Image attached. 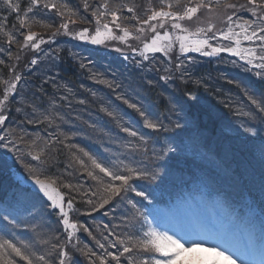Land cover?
I'll return each instance as SVG.
<instances>
[{"label":"trees","instance_id":"1","mask_svg":"<svg viewBox=\"0 0 264 264\" xmlns=\"http://www.w3.org/2000/svg\"><path fill=\"white\" fill-rule=\"evenodd\" d=\"M22 3L28 5L29 0H22ZM58 3L60 4L61 0ZM44 12H55V9H47ZM13 16L14 14H11L6 25L7 31L14 33L19 25L16 23L13 27ZM66 35L74 37L73 34ZM3 45L4 43L0 47ZM84 47H81L84 52L74 47L61 50L59 59L62 60L58 65L52 64L53 60L50 63V60L43 59L41 60L43 67L32 68L28 74L31 80L27 82L32 87L34 97L23 100L22 104L24 108L29 109L25 113L27 118L35 116L33 121L36 123L35 129L46 133L53 132L51 151L53 159L51 155L47 164L55 166L53 169L50 168L52 173L59 169L63 174L72 175L75 181L72 187L65 186L62 180L60 182L57 180V185L61 192L65 193V202L68 199L73 200L74 210L91 230L97 225H100V228L104 227V224L109 228L105 206L92 211L93 205L87 203V200L91 199L93 204H97L106 194L103 192V186L88 176L80 164V159L84 157L81 149L123 167L132 163L129 161L130 158L126 157V150L130 149L132 144L136 143L140 149H144L147 142L153 144L155 137L165 135L168 140L171 139L169 145L185 141L197 143L198 152L187 146L184 153L198 154L195 159H200L203 164L213 165L212 159L219 158L240 163L246 156L258 161L256 157L260 155L264 144H255L258 140H264V124H261L258 118L252 119L244 115L250 110L249 102L235 85L228 84L227 81L237 79L242 84L252 85L259 90H264V82L250 79L249 73L243 74L233 70L226 55L212 60L194 54L184 57L174 54L172 60L160 56L156 60L157 65L137 61L135 64L123 65L118 53L110 55L113 53ZM120 48L126 49L122 52V57L126 61L124 56L129 53L131 46L124 45ZM10 52H15V59L20 54L16 53L14 44L10 45L8 53ZM3 54L0 53V60L4 58ZM181 61L183 65L178 67ZM29 62L30 60L22 66H13L11 62L7 66L5 59L0 64V76L7 81L11 80L27 71L31 64ZM50 71L54 78L48 77ZM184 72L188 75H183ZM164 76H168L169 79H162ZM109 83L112 84L111 88ZM2 92L0 84V94ZM25 93L27 94V89ZM125 100L129 103H138L152 114L150 117L152 119L158 116L165 127L157 130L147 128L143 118L129 107ZM225 104L229 106L225 107ZM109 112L113 115L110 116ZM46 116L52 117V120L45 119ZM176 123L181 127H174ZM124 127H131L139 136H130L123 131ZM246 128H252L253 131H245ZM141 136L143 140H140ZM85 157L83 160L90 168V161L87 156ZM160 158V156L154 158V165L157 168ZM169 162L164 158L166 169L171 168L168 167ZM137 163L138 168L150 172L146 159L138 158ZM182 163L184 162L181 161ZM140 180L134 179L131 184L140 186ZM116 197L109 201L111 206ZM121 229L123 230L122 227ZM117 233L119 234L115 235H120L121 232ZM112 235L114 236L113 233ZM57 244L66 245L70 255L73 254L69 264L84 263L82 253L76 250L81 248L80 245H68L62 231L58 234ZM73 245L76 248H73ZM52 264L58 262L55 260Z\"/></svg>","mask_w":264,"mask_h":264},{"label":"snow or ice","instance_id":"2","mask_svg":"<svg viewBox=\"0 0 264 264\" xmlns=\"http://www.w3.org/2000/svg\"><path fill=\"white\" fill-rule=\"evenodd\" d=\"M181 3L182 0H160L161 6L158 9L156 7H150L147 10L150 14H146V18L142 19L136 15V9L132 6L118 5L110 9L108 0H101L96 10L92 12V16L95 17L97 24L95 33H90L89 28L84 27L78 32H75L74 35L80 41H90L94 45H103L107 40L115 39L128 43L130 37L141 39L145 36V33L150 32L152 33L151 37L142 40L143 50L140 52V55L144 60L148 59L147 53L163 52L165 55H168L176 42H179V50L181 53L191 51L203 52L206 56H214L222 52L232 53L236 57H239L241 61L245 62L243 65H240L244 71L253 72L255 77L259 78L261 82H264V17H258L254 20H234L233 16L235 12H233L232 15L226 16V29H221L217 32L215 23L209 22L206 27H197L195 31H191L181 22L192 20L201 9H206L209 12L214 11L212 8V0H207V2L205 0H199L194 5L192 0H188V4L182 10L174 11V8H180ZM216 3L219 4V0H216ZM248 4L251 5L249 10L253 14H255L257 7L264 9V0H259V4L258 0H248ZM3 5L9 10L10 14L15 15L20 27L27 29L21 47L31 45L35 49H39L40 44L44 41L36 32L31 31V24L27 22L29 14L31 13L35 16L37 13H34L33 9L35 8L38 12L40 7H43L45 9H56V14L64 17L65 12L62 9L67 7L66 5H58L53 0H29L28 7L24 11L23 17H21L20 0H3ZM83 6L85 9L89 8L88 0H84ZM124 7L132 14L131 19L136 21L134 26L135 31L120 22L121 15H118V13ZM225 7L234 10L237 4L227 3ZM239 7L243 9L246 5L241 4ZM107 17L111 18V26L110 23L103 22ZM7 19V17L2 18L3 21H7ZM124 19H128V17ZM70 23H75V21L64 19L53 35L61 31L72 35L73 33L69 32ZM46 27L52 28V24H47ZM168 28H171L173 31L167 30ZM113 29H118L122 34L117 36ZM236 29H239V31ZM0 32L5 33L10 44L16 42V36L12 32L7 31L6 23L0 22ZM209 33H212V35L209 36ZM218 37L234 43L229 46H224L219 43ZM37 40L39 42H36ZM210 40H217V43H210ZM242 41L248 42L249 46L242 47ZM136 50L133 48V51ZM2 63L3 61L0 60V64ZM31 63L36 64L37 61L32 60ZM231 63L236 62L231 61ZM182 65L183 61H181V65L178 67H182ZM81 66L83 67L84 65L82 64ZM183 75H188V73L184 72ZM20 79L21 77L18 75L8 81L0 78V84L5 86L3 99H0V125H4L7 120V116L3 114V110L7 103L10 102V96L16 92L17 82ZM162 79L167 80L169 77L164 76ZM181 79H183V76ZM225 79L227 78L225 77ZM101 82L108 83L107 81ZM227 82L228 84L235 85L242 92L243 96L247 98L250 110L244 113V115L252 119L258 118L261 124H264V90H259L252 85L242 84L237 79H231ZM197 83H202V81H197ZM109 87H112L111 83H109ZM188 95L190 96L191 94L189 93ZM120 98L123 99V96ZM124 102L129 104V107L134 109L143 118L147 128L157 130L165 127L160 122L158 116L155 119L150 118L152 114L139 106L138 103H129L128 100ZM228 106V104H225V107ZM105 110L107 111V109ZM108 114L110 116L113 115L112 112ZM45 119L51 121L52 117L46 116ZM28 123H33V121L29 120ZM174 127L180 128L181 125L176 123ZM165 130L167 129L165 128ZM123 131L132 137L139 136V133L131 127H124ZM245 131L251 132L253 129L246 128ZM9 134L13 136V139H8L7 136H0V148L9 149L14 153H18L19 149L15 146V140L23 142V137L16 136L12 132ZM140 140H143L142 136ZM170 150L175 151L174 148ZM81 152L84 156L88 157L91 167L89 168V165L83 159H80V164L87 171L88 176L103 186V192L106 194L101 197L97 204H93L91 199L87 200L88 204L93 205L92 211H96L97 208H104L113 197L119 196L122 191H135L131 184V181L134 179H157L156 173L141 168L129 167L128 165L120 167L112 164L109 160H104L85 152L83 149H81ZM32 156L35 161L41 160L39 153H32ZM15 159L23 165L28 173V176L24 178V184L26 185L31 181L32 190L37 194H42V197L46 198V202H50V207L58 209L62 217V224L67 232V244H71L73 238L81 229L95 240L96 237L92 235L87 225L80 224L71 219L70 211L74 209L73 200H67L66 210L65 193L61 192L60 188L55 186V180L48 178L43 173L37 172L34 165L25 164L24 159L20 155H16ZM67 187H71V185H67ZM136 194L144 200L149 199V194L145 191H138ZM92 195H96V193H92ZM130 203L132 204V215L126 217V219L132 222V226L139 235L135 237L128 236L127 241L120 235H116V241L123 246L122 252L119 249H117V252L108 251L106 255L93 259V257H96V253L91 248L85 246L86 251L84 248H76L75 245H73V248H76L77 251L87 256L91 264H97V260L99 264H108L106 257H111L116 264H120L121 257L125 254H128L129 261L133 260L134 255L138 257L134 261V264H220L219 258H223L229 264H235L237 258L241 260V264H250L248 260L243 258L240 252L234 251L227 244L217 243L210 248H206L205 245L208 243L206 240L192 238L191 234H185L171 229L163 230L158 226V209H150L151 214H149V212H145L141 207L137 206L136 202L133 201ZM18 211V208L14 206H4L0 208V219L6 221L7 225L18 227ZM129 241L131 242V246H129ZM97 245L101 249L104 248V244L99 241H97ZM111 246L117 248V243L113 242ZM51 247L58 249L56 256L52 259H55L58 264H66V261L70 259V252L67 250L66 245L53 244ZM198 250L209 251L214 256L201 257L195 255ZM48 256L49 254L45 253L44 255L36 257L35 253L31 252L29 245L21 244L18 247L11 239H4L0 236V264H17L16 258H19L20 264H34V261L35 264H52V259L47 258Z\"/></svg>","mask_w":264,"mask_h":264},{"label":"rangeland","instance_id":"3","mask_svg":"<svg viewBox=\"0 0 264 264\" xmlns=\"http://www.w3.org/2000/svg\"><path fill=\"white\" fill-rule=\"evenodd\" d=\"M59 1L60 0H53V2H55V3L59 2ZM240 1L241 0H219V4H217L216 0H212V8L214 9V11H212L210 14H208V11L206 9H201L200 12H198L197 15L195 17H193L192 20H185V21H182L181 23L184 24L185 27H188L191 31H195L197 27H206L209 22H212V23H215L216 31L218 32L221 29H226V24H227L226 16L232 15L233 12H235V15L233 16L234 20H237V19L254 20V19H257L258 17H262V16L264 17V9L257 7L255 14H253V12L249 10L251 5L244 2L243 4L246 5V7L242 9L239 7V5H241V4H239ZM83 2H84V0H61V3L60 4L58 3V4L67 6L66 8L62 9L65 12L64 17H60L59 15H57L56 9H55V12H47V13L44 12L46 9L43 7L40 8L39 12H35L36 10L34 9L35 11L33 10V12L37 13V14L35 16L31 15L28 18L27 22L29 24H31V31L36 32L40 37H42L44 42L40 44L39 49L32 48L31 45H29L28 47H21V45L23 44L24 35H26V33H27V29L21 28L19 25V27H18L19 31H17V33L14 34L16 36V42L14 43V45L16 46V53H20V54L16 57V59L14 58L15 52L14 53L10 52L11 55H9V53H8V55L6 57L4 56L5 58H7V60H6L7 66L11 62H12L11 65H13V66H22L25 62L28 63L29 60H35V59L40 58V57L42 59V57H44L43 54H45V52L51 53V55H48V54L45 55V56H49V57L52 56V58L50 57V63H51V60H53V61H55L53 64L58 65V63L61 62V60H62V59H59L60 58L59 52L61 50H63V48L69 49V48L74 47L75 49H81L82 51H85L83 48H81L79 46L80 44L85 45L87 47H91L92 43L90 41H81V42L77 41V40H75L77 38L76 36L71 39V37H66L67 35L63 31L59 32L58 34H56L52 37V34L56 31V29L59 27V25L62 23V21L64 19H71V20L75 21V23L69 24V32L73 33V35L75 32H78L79 30H81L84 27L89 28L90 33H92V34L95 33V29L97 27V24L95 22V17L92 16V12L94 10H96L97 6L101 3V0H88L89 8H87V9L84 8ZM196 2H199V0H192L193 5ZM205 2H207V0H205ZM108 3H109L110 9L113 7H116L118 5L132 6L136 9V15L140 16L142 19L146 18V14H150L147 12V10L150 7H156L158 9L161 6L160 0H108ZM227 3L237 4V7L234 10L227 8V7H225V5ZM187 4H188V0H182L180 8H174L173 10L174 11L182 10L183 7ZM20 6H21V14L20 15H21V17H23L24 11L27 9L28 5H23L22 0H20ZM22 6H23V9H22ZM118 15H121V21L120 22L124 26L129 27L133 31H135L134 26L136 24V21L131 19L132 14L127 11L126 7L122 8L120 10V12L118 13ZM10 16H11V14H10L9 10H7L3 5V0H0V22H5L2 20L3 17H7L8 18L7 20H9ZM13 17L15 18V15ZM125 17H128V19H124ZM13 19H12V22L15 23L16 18L14 20ZM110 20H111V18L107 17L103 20V22L110 23ZM47 24H52V28L46 27ZM110 26H111V23H110ZM113 30L117 36L122 34L118 29H113ZM167 30L173 31L171 28H168ZM236 30L239 31V29H236ZM161 31H163V30H161ZM19 33H20V35H19ZM151 35H152V33L148 32V33H145V36L142 37L141 39H135V38L130 37L128 43H124L123 41H121L119 39H115V40H112V43L110 45H112L114 47H119V48L123 47L124 45L131 46V50L129 49L130 51L128 53V56H126V61H125V59L120 57V59L123 62V65H129L131 63L135 64L136 61H137V63L152 62V64L157 65L156 60L160 58V56H157V55H160V54H158L159 52L147 53V55H148L147 60H144L143 57L140 55V52L143 50L142 40L145 38H150ZM54 38L58 39V41L55 42L54 44H52L51 41ZM218 40H219V43L223 44L224 46H229L230 44L234 43V42L223 40L222 38H219V37H218ZM63 41H65V42H63ZM109 41L110 40H107L105 43H107ZM36 42H39V40H37ZM210 43L216 44L217 40H210ZM241 46L247 47V46H249V44H248V42L242 41ZM84 48H86V47H84ZM133 48H135L137 50L133 51ZM20 50H22V51L20 52ZM208 50L210 51V49H208ZM3 51L6 52L7 50L3 49ZM192 52H194V51H192ZM160 53L162 55H164L165 57L171 56L172 59H173L174 54H185V53L180 52L179 42H176L175 46L168 53V55H165L163 52H160ZM187 53H189V52H187ZM199 53H203V52H199ZM223 53L228 54L232 58L235 57V58L239 59V57H236L232 53H227V52H223ZM114 54H116V53H113L110 55H114ZM78 57H80V56H78ZM236 61L242 65L245 63L244 61H241L240 59L236 60ZM125 62H127V64ZM3 64L6 65L5 62ZM36 65L38 66L39 64L36 63ZM251 75L254 77L253 74H251ZM2 87H5V86L3 85ZM3 114H5V109L3 110ZM0 136H5V135H0ZM34 140L37 143V145L45 144L47 141V140H41L39 138V136H36L34 138ZM21 145H22V147L25 146L24 143ZM33 147L36 148V145H33ZM10 148H11V145H10ZM0 153H10L9 155L11 156L14 152L10 151L9 149L0 148ZM32 153H40L41 160L35 161L33 159ZM16 155H20L23 158V156L20 154V152L15 153V156ZM48 157H50V151L48 154L47 147L45 145H42L39 152L38 151H32L29 153L28 157L23 158V159H24L25 164L34 165L36 167L37 172L43 173V170H44L46 174H44V173L43 174L45 176L47 175V177L55 180V182H56L55 186H57V183L60 182V180H62V183L65 186L71 185V187H72V185L75 184V181H74L72 175L63 174L61 171H59V169L55 170V172L52 173L50 171V168L53 169V167H55V166H52L51 164H49V165L47 164V167L43 168V170H42V167L44 165V161H45V159H48ZM52 159H53V155H52ZM10 160L12 162H16L17 164L20 163L19 161H17L15 159V157H12ZM133 160H135V158H133ZM22 167H23V165H22ZM23 170L28 175L27 171L25 169H23ZM17 177H18V179H22V177L20 175H18ZM42 178H43V176H42ZM57 180H58V182H57ZM27 185H28V188L32 189L31 181H29ZM125 193H126V196H125V198H123ZM37 195H39V197H42V194H37L36 192L33 193L32 195H27V197L38 202L39 197H37ZM118 197L120 198V201L116 204V206L114 208H110L111 207L110 206L106 209L107 214L109 216V228L111 230V233H113V234H115V233L119 234L117 232H121L120 236L127 241L126 237L132 236L129 232H127L128 229L132 228V226H131L132 222H130L129 220L126 219V217H130L132 215V204L130 202L134 201L137 203V206H140V205H143L142 202L144 199L142 197L138 196L136 194V192L132 191V190L122 191ZM42 198H43V200H46V198H44V197H42ZM65 207L67 210V204L66 203H65ZM40 208H44V207H40ZM115 211H116V213L112 214ZM57 214H58V219H59L58 225L60 226V228L62 230V234H65V236L67 237V232L65 231L64 226L62 224V217L59 214L58 209H57ZM70 217L74 221H77L80 224H82L80 222V218H78L75 213L72 214L71 211H70ZM209 219H210V222H214L212 220V217H209ZM190 222H191L190 220H187V222L185 223L186 228H188V224ZM213 225H217V224L214 223ZM121 227L123 228L124 231L121 229ZM100 231L105 232L104 234L107 233L103 226H101ZM80 232L82 233L83 231L80 230L79 232H77L76 236L73 238L71 243H73V242L78 243V241H79L78 237H79ZM217 234L213 233V232L211 233V235H213L212 236L213 238L220 240L221 237H219ZM47 239L45 240V247H41V250L38 253L42 254L45 250V253L49 254L48 257H50V259H52L53 257H55V249H53L51 247L52 246L51 242H49L50 247L49 246L47 247ZM51 239H52V243L55 244V242L53 241V239H55V237L51 235ZM101 239H102V242L99 239V236L97 235L96 239L94 240L95 243H97V241H99L102 244H104V248L103 249L99 248V250H103L106 252H108V251L114 252L113 247L111 245L115 241L113 239H110V238H108V240L105 241V235H101ZM105 243L108 246H106ZM116 243L119 245L120 251L122 252L123 246L120 245L118 241H116ZM228 244H229V246L232 247L233 241L229 240ZM212 246H213V243H207L205 245L206 248H210ZM35 248H36V244L33 243L30 246L31 252H34ZM195 255H198L201 257L214 256L213 253H211L209 251H204V250H198V252L195 253ZM82 256H85V255L82 254ZM252 256L254 257L253 254H252ZM85 258L88 259L87 256H85ZM126 258H128V255L122 256L120 264H134V261L136 260V259H133L132 261L128 260L129 261L128 262ZM219 259H220V264H229V262L224 260L223 258H219ZM110 260H111V262H113V264H116V262L113 261L111 257H110ZM245 260H248L250 262V264H258L253 259H245ZM54 261H55V259H52V262H54ZM17 263L20 264V262H17ZM34 264H35V261H34ZM97 264H99V261H97ZM110 264H112V263H110ZM235 264H241V260L239 258H237L235 261Z\"/></svg>","mask_w":264,"mask_h":264},{"label":"bare ground","instance_id":"4","mask_svg":"<svg viewBox=\"0 0 264 264\" xmlns=\"http://www.w3.org/2000/svg\"><path fill=\"white\" fill-rule=\"evenodd\" d=\"M209 36H211L212 34L211 33H209L208 34ZM52 58V57H51ZM53 63H54V61H53ZM52 63V64H53ZM249 164H255L254 163V161H253V159H251V158H249V157H245V160H243V161H240V166H239V168L241 167V166H246V165H249ZM111 206V204L110 203H108L107 205H105V208L107 209L108 207H110ZM108 218H109V216H107ZM104 229H105V231L108 233V234H112L111 233V230L107 227V225L106 224H104ZM126 239H127V237H126ZM83 264H85V263H83Z\"/></svg>","mask_w":264,"mask_h":264}]
</instances>
